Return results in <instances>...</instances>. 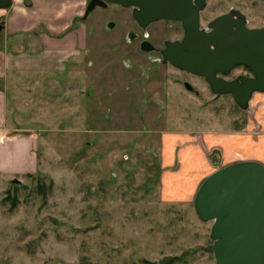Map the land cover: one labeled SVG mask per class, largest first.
Instances as JSON below:
<instances>
[{
	"label": "rangeland",
	"instance_id": "obj_1",
	"mask_svg": "<svg viewBox=\"0 0 264 264\" xmlns=\"http://www.w3.org/2000/svg\"><path fill=\"white\" fill-rule=\"evenodd\" d=\"M86 8L63 10L79 13L54 35L67 46L53 53L31 36L14 59L46 51L41 66L0 79V151L21 148L12 168L31 165L0 170V264H217L213 222L199 217L195 197L164 198L165 133H227L250 109L141 49L147 35L160 47L181 39L180 24L144 31L117 4L85 21ZM232 10L264 27V0H208L203 26Z\"/></svg>",
	"mask_w": 264,
	"mask_h": 264
},
{
	"label": "water",
	"instance_id": "obj_2",
	"mask_svg": "<svg viewBox=\"0 0 264 264\" xmlns=\"http://www.w3.org/2000/svg\"><path fill=\"white\" fill-rule=\"evenodd\" d=\"M12 4L13 0H0V8ZM109 4L134 8V18L143 28L164 19L180 21L185 38L167 44L164 61L204 77L218 98L231 95L241 109L249 110L255 94L264 92V27L249 28L242 11L219 16L203 30L200 19L207 0H91L86 17ZM2 30L0 24V38ZM151 47L146 42L142 49L151 52ZM237 66L250 68L254 77H218L231 75ZM194 207L204 222H213L217 264H264V164L243 161L217 170L200 186Z\"/></svg>",
	"mask_w": 264,
	"mask_h": 264
},
{
	"label": "crops",
	"instance_id": "obj_3",
	"mask_svg": "<svg viewBox=\"0 0 264 264\" xmlns=\"http://www.w3.org/2000/svg\"><path fill=\"white\" fill-rule=\"evenodd\" d=\"M86 4L87 0H13L10 8H0L3 26L0 64L4 62V67H0V79H6L13 70L28 71L41 66V56L46 51L35 56L24 52L18 61L14 59L13 53L30 45L31 36L44 39L45 47L53 53L67 46L63 44L65 39H56L54 35L73 25L79 13L64 16L63 10L79 11ZM163 148L166 168L162 178L163 194L168 202H192L202 183L225 166L243 161L264 164V92L255 94L245 125L240 128L227 133H165ZM16 155L26 153L14 145H4L0 151V170L31 171L28 164L25 168H12L11 161ZM28 161L31 160L28 158Z\"/></svg>",
	"mask_w": 264,
	"mask_h": 264
},
{
	"label": "flooded vegetation",
	"instance_id": "obj_4",
	"mask_svg": "<svg viewBox=\"0 0 264 264\" xmlns=\"http://www.w3.org/2000/svg\"><path fill=\"white\" fill-rule=\"evenodd\" d=\"M207 1H208V0H207ZM89 4H90V3H87V8H86L85 15H84V20H85V21L88 20V18H89L93 13H95L96 10H97L98 8H102V9H106V8H108V7H106V8H103V7H97L92 13H90V14L86 17L87 9H88ZM109 5H110V4H109ZM109 5H108V6H109ZM207 7H208V5H207ZM207 7H206V9H207ZM125 8H127V7H125ZM130 9L133 10V17H134V8H130ZM206 9H205V10H206ZM205 10H204V11H205ZM204 11H203V12H204ZM203 12L201 13V19H200V20H201L200 24H201V29H202V30H203V29H206V28L203 26V24H202V16H203ZM134 19H135V18H134ZM135 20H136V19H135ZM136 21H137V20H136ZM160 21L170 22L171 25H174L175 23L180 24V25L182 26V28H183V37H182L181 39L166 40V41L164 42L163 46L160 47V46H156V45H154V44L149 40V39H150V35H147V36H145V37L142 39V41H141V49H142V46H143L146 42L150 43L151 46H152V47H151V48H152V51H151V52H148V53H157V54H159V55H160V61H161V64H162L163 66L171 65V66H173L174 68H176V69H178V70H181V71L186 72V73H188V74H190V75L196 76L197 78H199L200 80H203L205 83L208 84V82H207V81L205 80V78L202 77V76L196 75V74H194V73H192V72H189V71H187V70H182V69L178 68L177 66H175V65H174L173 63H171V62L165 63V61H164V57H163V52L167 49V44H168V43L182 42V41L184 40V38H185V33H186V32H185V28L183 27V24H182L180 21H170V20H165V19H164V20H160ZM160 21H157V22H155V23H158V22H160ZM155 23L149 25L147 28H143V27L140 26L139 22L137 21V25H138V27L141 28V29L144 30V31H146L150 26L154 25ZM112 24H113V23H110L109 26L111 27ZM114 25H115V24H114ZM251 29H253V28H251ZM132 38H134V40H136V39H141V35H140V34H132ZM142 50H143V49H142ZM146 52H147V51H146ZM239 68H245V69H246L245 76H248V77H254V72H253L250 68H248V67H246V66H237V67H235V68L233 69L231 75H229V76H224L222 73H219V74H218V77H219V78H225V79L228 80V81L235 80V79H237V78L239 77V75H237V76H235V77H232V78H231V76H233V75H234V72H235L237 69H239ZM180 80H181V79H180ZM183 84H184V86H185V88H186L187 90L192 91V92H195V93H197V95L200 94L197 90L194 89V87H193L189 82H187V81L184 82V81H183ZM208 86L210 87L209 84H208ZM210 89H211V88H210ZM211 91H212V90H211ZM215 96H216V95H215ZM216 98H218V97L216 96Z\"/></svg>",
	"mask_w": 264,
	"mask_h": 264
},
{
	"label": "trees",
	"instance_id": "obj_5",
	"mask_svg": "<svg viewBox=\"0 0 264 264\" xmlns=\"http://www.w3.org/2000/svg\"><path fill=\"white\" fill-rule=\"evenodd\" d=\"M67 32H68V30L65 33H67Z\"/></svg>",
	"mask_w": 264,
	"mask_h": 264
}]
</instances>
